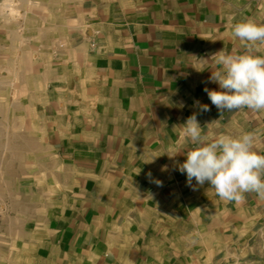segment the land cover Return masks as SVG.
I'll return each mask as SVG.
<instances>
[{
	"label": "crops",
	"instance_id": "1",
	"mask_svg": "<svg viewBox=\"0 0 264 264\" xmlns=\"http://www.w3.org/2000/svg\"><path fill=\"white\" fill-rule=\"evenodd\" d=\"M82 8L89 39L97 42L86 51L88 66L100 75L109 105L103 123L90 120L99 115L93 109L85 124L63 129L69 134L66 161L87 193L82 215L58 233V243L70 250L64 263L239 264L240 258H264V198L250 192L228 202L207 183L190 187L166 154L192 147L181 138L182 124L194 112L207 140L253 132L254 150L264 154V111L243 108L221 116L204 91L219 90L209 82L216 68L211 55L241 51L233 25L264 24V0H83ZM257 54L264 55V45ZM196 101L210 110L201 111Z\"/></svg>",
	"mask_w": 264,
	"mask_h": 264
},
{
	"label": "rangeland",
	"instance_id": "2",
	"mask_svg": "<svg viewBox=\"0 0 264 264\" xmlns=\"http://www.w3.org/2000/svg\"><path fill=\"white\" fill-rule=\"evenodd\" d=\"M82 2L0 0V264H70L58 233L82 215L87 193L63 129L93 109L90 120L103 123L109 105L88 66L96 46Z\"/></svg>",
	"mask_w": 264,
	"mask_h": 264
},
{
	"label": "clouds",
	"instance_id": "3",
	"mask_svg": "<svg viewBox=\"0 0 264 264\" xmlns=\"http://www.w3.org/2000/svg\"><path fill=\"white\" fill-rule=\"evenodd\" d=\"M232 35L242 43V49L233 53L222 49L211 55L216 68L210 71L209 82L217 84L219 90L205 87L204 91L221 116L243 108L264 111V55L257 54L258 46L264 45V24L253 20L237 22ZM200 59L202 63L209 61ZM195 104L201 111L210 110L199 101ZM182 130V142L192 147L186 153L176 147L166 154L173 160L174 170L186 174L188 186L203 187L207 183L221 200L228 202L238 203L250 192L264 198V154L254 150L253 132L238 137L220 135L209 141L202 134L195 112L182 124ZM180 154L186 157L183 163L175 160ZM163 168L167 170V165Z\"/></svg>",
	"mask_w": 264,
	"mask_h": 264
},
{
	"label": "built area",
	"instance_id": "4",
	"mask_svg": "<svg viewBox=\"0 0 264 264\" xmlns=\"http://www.w3.org/2000/svg\"><path fill=\"white\" fill-rule=\"evenodd\" d=\"M92 45H93V46H96V42H95V41H93Z\"/></svg>",
	"mask_w": 264,
	"mask_h": 264
},
{
	"label": "bare ground",
	"instance_id": "5",
	"mask_svg": "<svg viewBox=\"0 0 264 264\" xmlns=\"http://www.w3.org/2000/svg\"><path fill=\"white\" fill-rule=\"evenodd\" d=\"M13 2V1H12ZM9 4V3H8ZM10 8H11V6H10Z\"/></svg>",
	"mask_w": 264,
	"mask_h": 264
}]
</instances>
